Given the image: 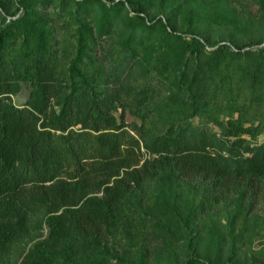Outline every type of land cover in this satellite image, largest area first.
Instances as JSON below:
<instances>
[{
	"label": "trees",
	"instance_id": "1",
	"mask_svg": "<svg viewBox=\"0 0 264 264\" xmlns=\"http://www.w3.org/2000/svg\"><path fill=\"white\" fill-rule=\"evenodd\" d=\"M5 1L14 10L8 19L0 12V264L37 211L47 234L19 264H99L117 257L102 240L146 180L201 174L235 189L264 178V44L206 50V40L191 30L186 39L168 17L147 18L141 2L72 0L76 55L60 68L38 0ZM126 3L136 4L134 15L113 20ZM95 8L93 27L78 19ZM112 24L120 33L114 68L140 65L145 77L132 85L116 71L109 93L80 61ZM22 83L30 91L19 106L10 96ZM161 89L169 93L159 97ZM117 98L154 114L139 110L140 122L128 123L114 113Z\"/></svg>",
	"mask_w": 264,
	"mask_h": 264
},
{
	"label": "rangeland",
	"instance_id": "2",
	"mask_svg": "<svg viewBox=\"0 0 264 264\" xmlns=\"http://www.w3.org/2000/svg\"><path fill=\"white\" fill-rule=\"evenodd\" d=\"M38 0V10L46 20L47 36L58 50V63L67 67L75 57L70 33L71 21L78 14L73 1ZM141 2L145 16L168 17L176 32L189 31L206 40L204 49L218 43L229 45L264 44V0H132ZM136 4L126 3L114 10L118 22L134 15ZM96 7V6H95ZM11 7L1 0L0 12L11 17ZM97 8L92 15L78 17L81 22L94 26ZM191 20H188V17ZM154 21V20H153ZM167 22V20L165 19ZM72 23H74L72 21ZM114 23V22H113ZM155 23V22H154ZM107 33L96 34L95 41L82 56L81 65L89 71H98V87L112 93L118 86L115 72L132 85H140L145 77L142 66L121 71L114 68L111 51L120 42L115 24ZM187 32V33H185ZM53 37V39L51 38ZM167 58L169 56L167 55ZM113 73L114 77H113ZM126 75V77H124ZM30 86L22 83L20 90L10 96L12 102L24 105ZM61 91V87L59 89ZM62 93V92H61ZM168 89H161L167 95ZM114 113L124 114L128 123L140 122L134 112L146 118L154 113L152 108L138 107L128 100L115 99ZM141 108V109H138ZM138 112V113H139ZM197 121V120H196ZM264 134L258 137L262 141ZM144 152V149L141 148ZM148 154L144 152V157ZM225 189L216 187L203 175H166L146 180L125 204L119 227L103 238L102 245L117 257L98 260L99 264H253L264 263V178ZM44 213L34 212L21 244L10 254H4L1 264H19L25 253L47 234ZM195 260V261H193Z\"/></svg>",
	"mask_w": 264,
	"mask_h": 264
}]
</instances>
